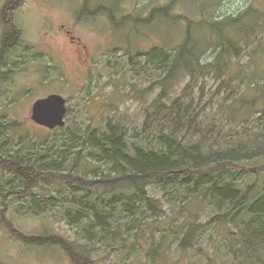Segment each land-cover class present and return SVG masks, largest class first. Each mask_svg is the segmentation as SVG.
I'll use <instances>...</instances> for the list:
<instances>
[{
    "label": "rangeland",
    "instance_id": "obj_1",
    "mask_svg": "<svg viewBox=\"0 0 264 264\" xmlns=\"http://www.w3.org/2000/svg\"><path fill=\"white\" fill-rule=\"evenodd\" d=\"M10 1L0 0V57L6 61L0 65V145L4 144L5 149L19 151L23 144V152L43 153V144H52L60 138L31 119L34 103L51 94L62 95L68 101L65 128L75 132L76 150H82L84 156L72 172L74 178L92 181L102 171L101 162L96 160L98 155L91 150L93 143L88 139L91 133L95 131L102 137L112 120L124 127L131 143L137 133L142 136L139 144H145L144 139L153 141L169 129L170 123L176 125L171 103L180 95L195 98L191 112L183 113L182 136L192 137L194 141L205 137L207 145L215 147L236 146L243 141L264 144V100L250 113L246 110L248 105L245 108L240 102L248 95L257 98L248 83H264V31L254 39L255 51L251 57L247 53L234 59L232 73L241 69L238 64H245L241 78L225 84L212 78L204 85L207 77L187 95L184 90L189 77L182 78L165 94L166 112L157 113L154 105L163 94L158 83L167 70L155 68L153 58L147 56L158 49L171 53L191 34L199 42V53L208 51L201 58L202 64L210 63L216 51L214 38L207 37L210 31L202 18L210 22L229 19L232 14L255 6L263 17H258V22H262L264 0H181L174 5L176 13L182 14L181 19L161 16L156 10L171 0H17L14 8L4 13L9 3L14 4ZM123 19L128 20V25L125 21L120 24ZM11 24L21 39L14 46H7L3 55V39L10 33ZM233 31L229 29L235 37ZM130 56L135 57L130 59ZM190 117H196L198 126ZM13 123H18L17 127L6 126ZM245 165L264 166V157ZM46 167L55 171L50 181H40L31 190H22L18 179L0 170V264H72L58 247L25 244L14 234L15 228L29 237L50 233L85 245L77 235L82 225H70L64 216L68 207L72 208V192L65 189L69 181L64 184L70 169ZM262 172L259 176L253 172L240 179L264 184V167ZM154 195L165 204L164 230L170 229V223L180 235L169 236L161 244V259L156 264H223L212 256L218 238L212 230L202 235V246L187 254L178 248L179 239L188 229L187 222L194 218L207 222L212 218L214 212L208 204L200 205L192 199L187 201L188 210H185L182 204H168L161 193ZM33 198L47 201L50 210L33 214L30 210ZM51 204L55 206L51 208ZM226 234L221 232L222 236ZM87 244L101 264L127 261L125 256L116 260V251H107L97 240Z\"/></svg>",
    "mask_w": 264,
    "mask_h": 264
},
{
    "label": "trees",
    "instance_id": "obj_2",
    "mask_svg": "<svg viewBox=\"0 0 264 264\" xmlns=\"http://www.w3.org/2000/svg\"><path fill=\"white\" fill-rule=\"evenodd\" d=\"M177 2L181 0H171L156 10L161 16L181 19L182 14L174 9ZM10 5L6 6L4 13ZM249 7L232 14L229 19L210 22L202 18L210 31L207 37L214 38V43L210 44L216 51L210 63L202 64L201 58L208 51L199 53V42L191 34L171 53L166 54L162 49L148 53L155 68L167 70L166 76L158 83L163 87V94L154 105L157 113L166 112L165 94L182 78L189 77L184 90V95H187L197 88L201 79L207 77L204 85L212 78L221 79L225 84L242 77L245 64H238L241 69L232 73L231 67L236 64L234 59H240L247 53L251 57L255 51L252 48L254 39L264 31V20L258 22V17L263 18L261 11L255 6ZM123 21L128 25L126 19L120 24ZM230 28L234 29L235 37L229 33ZM134 57L130 56V59ZM248 84L257 98L248 95L240 102L243 107L248 105L245 108L250 113L264 100L261 98L264 83ZM204 90L202 86V94ZM194 102V97L186 99L180 95L174 98L171 111L172 117L177 118L176 125L170 123L169 129L158 134L153 141L144 139V129L145 144H139L140 133L132 138L131 143L124 127L112 120L102 137H98L95 131L91 133L88 138L93 143L91 150L98 155L96 160L103 166L92 181L72 176L84 156L81 155L82 150H76L78 137L75 132L65 127L52 130L60 138L52 144H43V153L39 150L23 152V144L19 151L0 145V170L18 179L22 190H31L40 181H50L55 171L46 166L70 169L69 175L64 177V184L69 181L65 189L72 192V208L68 207L64 216L69 224L82 225L77 235L85 245L50 233L29 237L15 228L14 234L27 245L60 248L72 264H101L87 244V241L93 243L96 240L107 251H116V260L125 256V264H156L161 259V244L169 236H180L170 223V229L163 228L165 204L154 195L161 193L168 204H182L188 210L187 201L193 199L200 205L208 204L214 212L207 222H200L198 218L187 222L188 229L178 241L179 250L187 254L202 246L203 236L212 230L218 234L212 256L223 264H264V184L240 179L253 172L258 176L263 173L264 166L248 168L245 163L263 158L264 144L243 141L236 146L215 147L214 144L207 145L205 137L194 141L192 137L182 136L183 113H190ZM190 119L198 126L196 117ZM17 125L6 126L13 128ZM85 142V139L81 142L82 147ZM32 201L30 210L33 214L40 215L50 210L47 201L37 198ZM51 205V208L55 206ZM221 232L227 234L222 236Z\"/></svg>",
    "mask_w": 264,
    "mask_h": 264
},
{
    "label": "water",
    "instance_id": "obj_3",
    "mask_svg": "<svg viewBox=\"0 0 264 264\" xmlns=\"http://www.w3.org/2000/svg\"><path fill=\"white\" fill-rule=\"evenodd\" d=\"M67 112V100L62 95L52 94L34 103L31 119L39 126L54 130L66 126Z\"/></svg>",
    "mask_w": 264,
    "mask_h": 264
},
{
    "label": "flooded vegetation",
    "instance_id": "obj_4",
    "mask_svg": "<svg viewBox=\"0 0 264 264\" xmlns=\"http://www.w3.org/2000/svg\"><path fill=\"white\" fill-rule=\"evenodd\" d=\"M13 2V1H12ZM16 2H14V4L10 3V8H14V5H15ZM17 4V3H16ZM6 6V5H5ZM4 6V8H5ZM9 8V9H10ZM3 19L5 21H7L4 16H3ZM9 29H10V33H7L6 37L4 36V39H3V47L1 48V53L4 55V52L5 50L8 48L7 46H14V44H17L19 42V38H20V34L16 31H11V30H15V26L13 24L9 25L8 26ZM67 36H69L70 38V32L69 31H66L65 32ZM19 35V36H18ZM8 36V37H7ZM21 39V38H20ZM70 40L72 41V43H75L74 39L73 38H70ZM7 47V48H6ZM1 54V56H2ZM6 64V61L3 60L1 57H0V65H4Z\"/></svg>",
    "mask_w": 264,
    "mask_h": 264
}]
</instances>
